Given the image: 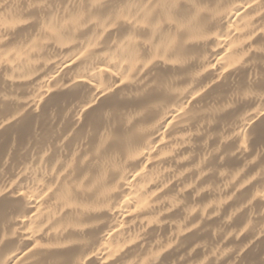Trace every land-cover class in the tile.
<instances>
[{
	"label": "bare ground",
	"instance_id": "obj_1",
	"mask_svg": "<svg viewBox=\"0 0 264 264\" xmlns=\"http://www.w3.org/2000/svg\"><path fill=\"white\" fill-rule=\"evenodd\" d=\"M0 264H264V0H0Z\"/></svg>",
	"mask_w": 264,
	"mask_h": 264
}]
</instances>
